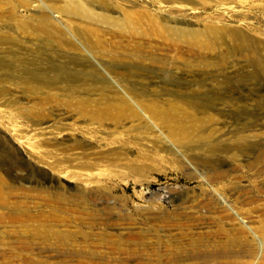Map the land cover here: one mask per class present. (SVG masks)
Instances as JSON below:
<instances>
[{
	"label": "rangeland",
	"instance_id": "1",
	"mask_svg": "<svg viewBox=\"0 0 264 264\" xmlns=\"http://www.w3.org/2000/svg\"><path fill=\"white\" fill-rule=\"evenodd\" d=\"M0 264H264V0H0Z\"/></svg>",
	"mask_w": 264,
	"mask_h": 264
}]
</instances>
